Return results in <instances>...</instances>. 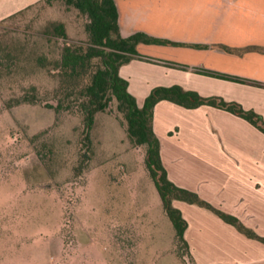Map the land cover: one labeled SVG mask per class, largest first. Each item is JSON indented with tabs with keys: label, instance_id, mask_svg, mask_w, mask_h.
Listing matches in <instances>:
<instances>
[{
	"label": "rangeland",
	"instance_id": "rangeland-1",
	"mask_svg": "<svg viewBox=\"0 0 264 264\" xmlns=\"http://www.w3.org/2000/svg\"><path fill=\"white\" fill-rule=\"evenodd\" d=\"M88 21L66 0H39L0 20V264H228L220 243L212 251L189 234L191 255L178 245L147 147L131 142L115 98L87 128L81 85L57 65L66 44L87 46ZM56 22L67 38L54 32ZM25 95L34 101L18 103ZM161 113L169 170L207 194L209 166L167 136L173 122ZM173 204L187 220L198 217L201 206ZM240 214L264 236V221ZM242 237L264 254V242Z\"/></svg>",
	"mask_w": 264,
	"mask_h": 264
},
{
	"label": "crops",
	"instance_id": "crops-1",
	"mask_svg": "<svg viewBox=\"0 0 264 264\" xmlns=\"http://www.w3.org/2000/svg\"><path fill=\"white\" fill-rule=\"evenodd\" d=\"M38 1L0 0V20ZM115 1L123 36L145 32L187 44H138L141 54L174 63L134 58L120 67V74L129 81V91L139 105L154 87L179 85L204 98L238 102L264 118V52H231L220 46L264 47V0ZM202 69L258 81L262 85L217 77L203 73ZM160 112L163 122H173L167 136L176 139L180 146L190 147L192 154L209 166L207 194L192 188L191 184L180 185L178 178L181 177L175 178L169 170L168 152L160 139ZM153 126L161 142L163 164L172 181L205 196L207 201L237 216L248 227L255 224L247 222L241 212L252 213L254 219L264 221V132L225 109L208 104L187 108L166 99L155 106ZM176 128L178 132L170 136L169 132ZM196 208L198 217L194 222L188 220L186 231L190 245L189 234L207 247L211 246L212 251L219 248L220 243L218 250L228 264H264V254L254 250L253 245L242 243L241 238L245 237L236 227L207 209ZM247 219L251 221L248 216Z\"/></svg>",
	"mask_w": 264,
	"mask_h": 264
},
{
	"label": "trees",
	"instance_id": "trees-1",
	"mask_svg": "<svg viewBox=\"0 0 264 264\" xmlns=\"http://www.w3.org/2000/svg\"><path fill=\"white\" fill-rule=\"evenodd\" d=\"M66 3L74 6L88 17L89 21L86 24L88 44L86 47L66 44L57 70L64 80H70L81 85L82 101L80 106L85 114L88 129L92 128L97 112L105 111L113 98L118 101V107L127 120V132L131 142L147 147V166L159 190L164 209L174 226L178 245L183 246L186 253L191 255L190 244L186 238L188 220L184 217L182 210L174 206L173 200L197 204L233 225L247 237L264 242V236L245 225L237 216L221 210L201 197L198 192L179 186L169 178L161 158V142L153 126L155 106L164 99L187 108L208 104L225 109L248 120L262 132H264L263 116L254 110L244 109L238 102L226 101L218 97L204 98L199 93L185 90L179 85L154 87L144 104L140 106L136 97L129 91L128 80L121 76L120 67L134 58L155 63L174 64L170 61L141 54L137 49L141 42L166 45L187 44L154 37L145 32L123 36L120 31L119 11L115 0H66ZM52 26L57 35L63 38L68 37L64 23L56 22ZM192 46L204 47L205 45L193 44ZM220 46L231 52L243 53L248 50L264 52L263 46H248L240 49H233L222 44ZM200 71L238 82H252L262 85L258 81H250L206 69ZM32 89L36 90V87L33 86ZM27 96L17 99V102L32 100ZM62 107L60 102L56 108L59 110Z\"/></svg>",
	"mask_w": 264,
	"mask_h": 264
}]
</instances>
